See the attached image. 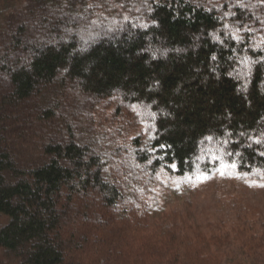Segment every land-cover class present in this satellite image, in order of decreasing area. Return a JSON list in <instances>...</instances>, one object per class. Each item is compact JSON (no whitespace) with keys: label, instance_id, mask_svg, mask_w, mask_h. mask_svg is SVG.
Wrapping results in <instances>:
<instances>
[{"label":"trees","instance_id":"1","mask_svg":"<svg viewBox=\"0 0 264 264\" xmlns=\"http://www.w3.org/2000/svg\"><path fill=\"white\" fill-rule=\"evenodd\" d=\"M225 165L264 177V0H0V264H264L153 193Z\"/></svg>","mask_w":264,"mask_h":264},{"label":"rangeland","instance_id":"2","mask_svg":"<svg viewBox=\"0 0 264 264\" xmlns=\"http://www.w3.org/2000/svg\"><path fill=\"white\" fill-rule=\"evenodd\" d=\"M120 122L115 127L122 128ZM137 129L130 124L126 132L132 135ZM151 183L163 210L175 209L186 227L197 226L205 234L220 226L223 230L242 225L264 228V177L242 175L225 165L202 176L160 172Z\"/></svg>","mask_w":264,"mask_h":264}]
</instances>
